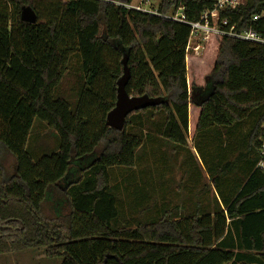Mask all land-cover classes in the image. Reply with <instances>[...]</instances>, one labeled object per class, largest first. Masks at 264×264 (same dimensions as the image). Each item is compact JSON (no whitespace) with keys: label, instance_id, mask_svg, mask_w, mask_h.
<instances>
[{"label":"trees","instance_id":"trees-1","mask_svg":"<svg viewBox=\"0 0 264 264\" xmlns=\"http://www.w3.org/2000/svg\"><path fill=\"white\" fill-rule=\"evenodd\" d=\"M133 1L66 0L41 22L37 0H0V256L44 250L61 264H264V45L213 34L196 58L187 52L190 27L164 15L181 7L197 22L214 0H161L162 16L131 8ZM24 7L35 11V24L22 22ZM221 18L238 33L264 37V0H245ZM77 53L86 84L72 112L54 91ZM125 62L127 93L161 101L138 113L164 112L169 142L184 148L190 128L194 138L213 129L222 137L221 127L254 121L240 145L230 136L236 129L227 146L206 150L210 165L236 158L210 178L217 195L202 190L182 215L177 205L148 204L138 181V225L114 230L120 202L109 170L133 167L142 146L127 132L130 115L121 131L107 125ZM36 119L60 140L39 162L26 151ZM4 153L13 158L10 170ZM93 154L92 164H75ZM230 164L242 182L227 178ZM51 189L65 200L59 216L45 205Z\"/></svg>","mask_w":264,"mask_h":264},{"label":"rangeland","instance_id":"rangeland-1","mask_svg":"<svg viewBox=\"0 0 264 264\" xmlns=\"http://www.w3.org/2000/svg\"><path fill=\"white\" fill-rule=\"evenodd\" d=\"M141 2L143 0H134L132 5L138 6ZM144 2L148 4L146 8L150 7L153 10H158L161 4V0H144ZM65 3L66 0H37L41 22L50 19L54 10H60ZM204 50L199 54L191 51L190 54L200 58ZM77 55L80 56L79 53L72 56L69 71L54 91V97L65 100L72 112L76 111L80 94L86 84L81 60ZM165 118V113L159 111L137 112L129 116V120L135 122V125L130 126L127 132L140 137L142 146L135 152L136 163L133 167L109 170L111 175L110 188L119 198L121 207H119L118 218L111 225L114 230L134 228L138 225L137 219L140 216V214L138 215V181L146 185L145 192L149 197L148 204L154 205L160 202V204H168L171 207L177 205L178 209L184 210L179 213L184 215L189 204L193 206V202L197 203L198 195L202 190H210L209 197L215 196V193L217 195L216 190L219 191L220 185L217 184V188L214 189L210 178L217 177L219 167L223 168L222 166L225 167L230 161L236 159L228 158L225 161L229 162H224L225 165L221 164V166H215L214 163L210 165L205 159V152L210 149V154H214L215 148H218L219 144H224V147L227 146L228 142L224 141L229 139L226 138L227 132L236 130L238 126L221 127L223 129L222 137L218 136L213 129L194 138V131L190 128L188 146L183 148L182 145L169 142L164 138ZM140 119H142L141 124H138ZM253 121L254 118L248 119L236 132L230 134L232 139L236 141L235 146L240 145L242 136L249 131ZM142 125L143 127L140 128ZM207 144L210 146L207 147ZM59 145L60 140L56 130L36 119L26 145V151L31 154L34 162H39L44 156L56 153ZM226 149L222 148L223 153ZM242 149H239L238 152ZM227 155L228 153L225 154V156ZM96 156L97 154H93L76 161L75 164L79 167L81 165L88 166L93 163ZM13 162V158L9 154L4 153L2 155V163L8 170L12 168ZM231 166L230 164L226 170L229 173L227 178H232L234 184L242 182L245 178L244 174L237 169H231ZM221 168L219 169L221 170ZM230 173L232 174L230 175ZM62 201L65 200L59 198L52 189L48 192L45 205L51 215L59 216L63 213L62 209L64 212L66 211V204L62 205ZM61 262L62 260L59 258H47L44 250H29L0 256V264H61Z\"/></svg>","mask_w":264,"mask_h":264},{"label":"built area","instance_id":"built-area-1","mask_svg":"<svg viewBox=\"0 0 264 264\" xmlns=\"http://www.w3.org/2000/svg\"><path fill=\"white\" fill-rule=\"evenodd\" d=\"M215 5L212 11H206L202 14L197 22H188L183 11L184 8H179L177 12L170 15H164L165 18L171 19L175 22L188 25L191 29L190 37L188 40L187 52H195L199 54L205 49V44L208 42L211 35H219L231 37L238 40L246 41L252 44L264 45V37L254 31H245L238 33L235 27H229V22L221 18V11L234 10L239 6L245 4V0H214ZM148 7L146 2H141L138 6H131L140 12L150 13L154 15H161L158 10H153ZM162 16V15H161ZM261 17H254L253 21L260 20ZM264 153V146H263Z\"/></svg>","mask_w":264,"mask_h":264},{"label":"water","instance_id":"water-1","mask_svg":"<svg viewBox=\"0 0 264 264\" xmlns=\"http://www.w3.org/2000/svg\"><path fill=\"white\" fill-rule=\"evenodd\" d=\"M22 22L35 24L37 15L31 7H24L21 13ZM132 78L127 62L124 63L123 76L118 82L117 102L107 118V125L116 130H123L125 121L129 115L150 107L157 106L161 103L159 99H150L148 96L131 97L126 90L129 81Z\"/></svg>","mask_w":264,"mask_h":264},{"label":"crops","instance_id":"crops-1","mask_svg":"<svg viewBox=\"0 0 264 264\" xmlns=\"http://www.w3.org/2000/svg\"><path fill=\"white\" fill-rule=\"evenodd\" d=\"M133 4V3H132ZM133 6V5H132Z\"/></svg>","mask_w":264,"mask_h":264}]
</instances>
